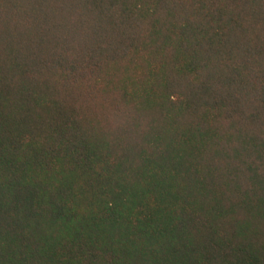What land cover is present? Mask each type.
<instances>
[{
	"label": "trees",
	"instance_id": "1",
	"mask_svg": "<svg viewBox=\"0 0 264 264\" xmlns=\"http://www.w3.org/2000/svg\"><path fill=\"white\" fill-rule=\"evenodd\" d=\"M0 264H264V0H0Z\"/></svg>",
	"mask_w": 264,
	"mask_h": 264
}]
</instances>
